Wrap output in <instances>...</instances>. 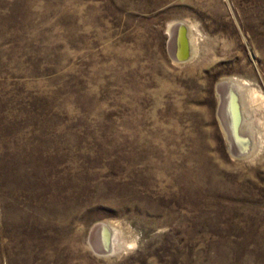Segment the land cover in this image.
<instances>
[{"label": "rangeland", "instance_id": "1", "mask_svg": "<svg viewBox=\"0 0 264 264\" xmlns=\"http://www.w3.org/2000/svg\"><path fill=\"white\" fill-rule=\"evenodd\" d=\"M0 264H264V0H0Z\"/></svg>", "mask_w": 264, "mask_h": 264}, {"label": "bare ground", "instance_id": "2", "mask_svg": "<svg viewBox=\"0 0 264 264\" xmlns=\"http://www.w3.org/2000/svg\"><path fill=\"white\" fill-rule=\"evenodd\" d=\"M169 32L171 35V54L175 56H179V54H182V56H184L185 53L188 52L190 55L189 58H191L192 43L189 40V35H187L188 42L185 43V41L187 40H185L186 36H184L186 35V32H184V34L181 33L180 26L171 27L169 29ZM243 88H245L243 85L234 80L222 81L219 84L218 92L220 93L221 97L219 116L222 122V126L231 141L233 151L239 156H244L247 154L246 156L248 157L253 153V147L250 148L252 144L249 142L253 140V137L251 135V132H248L246 130L247 122L245 120L246 116H244V108L242 106V92L245 90H243ZM96 227L93 231L92 237V243L96 251H100L106 254L116 251L118 249L117 242L114 239L111 240L109 227L104 224H99ZM103 232H106L105 237H103L106 243L105 245H100L96 241V238Z\"/></svg>", "mask_w": 264, "mask_h": 264}, {"label": "water", "instance_id": "3", "mask_svg": "<svg viewBox=\"0 0 264 264\" xmlns=\"http://www.w3.org/2000/svg\"><path fill=\"white\" fill-rule=\"evenodd\" d=\"M177 27H178V26H177ZM177 29H178V28H177ZM180 32L183 33V34H184V32H186V35H184V36H186V37H185V40H186V39H187L188 29L186 28L185 25H183V24L180 25ZM186 42H188V39L185 41V43H186ZM183 43H184V41H183ZM189 56H190V55H189L188 52L185 53L184 56H182V54H181V55L179 54V56H175V55H173V57H174V59H175L176 62H185L186 60L189 59Z\"/></svg>", "mask_w": 264, "mask_h": 264}]
</instances>
